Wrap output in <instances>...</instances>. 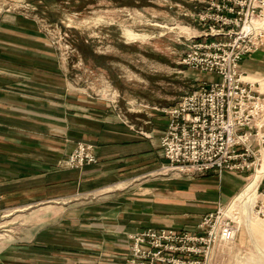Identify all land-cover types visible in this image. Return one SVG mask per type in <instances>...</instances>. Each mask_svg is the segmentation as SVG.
Here are the masks:
<instances>
[{"label":"crops","instance_id":"0c3cea01","mask_svg":"<svg viewBox=\"0 0 264 264\" xmlns=\"http://www.w3.org/2000/svg\"><path fill=\"white\" fill-rule=\"evenodd\" d=\"M21 23L5 30L22 41L19 54L28 60L14 49L0 50V58L15 64H0V129L5 132L0 135L17 143H2L0 163L6 166L5 174L0 171V199L12 200V209L30 210L28 217L37 215L38 223L46 213L58 214L60 225L46 227L44 238L70 233L68 247L40 237L38 260L23 259V264H124L129 234L194 231L205 215L246 188V173L182 177L168 172L159 146L167 121L142 129L121 120L113 106L78 102L68 94L62 67L46 65L41 49L24 43L37 34ZM239 68L245 81L264 77V50L245 57ZM78 143L92 145L97 162L64 168L61 161ZM50 249L65 252L63 258L47 260ZM80 249L93 260H79Z\"/></svg>","mask_w":264,"mask_h":264},{"label":"rangeland","instance_id":"374dc122","mask_svg":"<svg viewBox=\"0 0 264 264\" xmlns=\"http://www.w3.org/2000/svg\"><path fill=\"white\" fill-rule=\"evenodd\" d=\"M199 7L195 0H0V50L14 49L16 56L20 53L22 41L5 29L24 22L37 34L36 40L24 43L41 49L46 65L62 67L71 86L67 90L70 96L79 97L81 104L87 101L113 106L121 120L143 129L167 121L166 110L210 77L181 64V41L188 34H197V23L191 15ZM22 54L18 56L28 60ZM29 59L31 63L36 60ZM5 60L1 57L0 64L15 65L13 59L12 63ZM246 82L255 83L254 90L264 94V77ZM1 135L0 156L4 157L2 143H14L16 138ZM0 166L5 174V162ZM246 175L249 180L245 187L251 182L255 187L264 182V151L255 171ZM236 197L226 205V212L232 217L241 208L239 230L232 244L217 246V264H264V222L247 208L245 198ZM255 198L256 193L252 204ZM12 205V200L0 199V264L38 260L40 237L52 245H70V233L43 236L46 227L60 225L58 214L46 213L38 223L37 215L28 217L30 210L12 209ZM247 210L252 216L249 221L245 218ZM48 251L47 260L61 259L65 253ZM78 257L93 260L87 250L80 249Z\"/></svg>","mask_w":264,"mask_h":264},{"label":"built area","instance_id":"2783aa9c","mask_svg":"<svg viewBox=\"0 0 264 264\" xmlns=\"http://www.w3.org/2000/svg\"><path fill=\"white\" fill-rule=\"evenodd\" d=\"M197 34L182 38L181 64L214 80L202 81L166 110L159 137L165 169L182 177L209 172L255 171L264 151V94L242 80L241 61L264 49V0H195ZM97 162L90 144L78 143L62 161L67 169ZM252 214L264 222V182L255 190ZM218 206L194 231L169 228L129 234L124 264H217V246L232 244L237 219ZM237 217V218H236Z\"/></svg>","mask_w":264,"mask_h":264},{"label":"bare ground","instance_id":"6f19581e","mask_svg":"<svg viewBox=\"0 0 264 264\" xmlns=\"http://www.w3.org/2000/svg\"><path fill=\"white\" fill-rule=\"evenodd\" d=\"M264 26V22L263 23H255L254 25H248V29H261V30H264V28H262ZM242 80L244 81V76H242ZM246 82V81H245ZM252 183V182H251ZM249 184L248 186H246V188L244 190H242L241 194L236 198V200H240V199H243L245 198V203L244 204H247V208L250 210V205H252V199L255 195V190H256V187L255 185L253 186L252 184ZM253 188V189H252ZM242 203V202H241ZM246 207V206H245ZM246 209V208H245ZM244 209V210H245ZM247 210L246 213H245V218L247 221L251 220L252 216L250 215V211ZM225 213L227 215V212L225 210ZM248 223V222H247ZM248 227V225H247Z\"/></svg>","mask_w":264,"mask_h":264}]
</instances>
